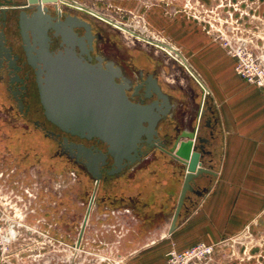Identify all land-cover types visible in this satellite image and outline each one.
<instances>
[{
  "label": "rangeland",
  "instance_id": "374dc122",
  "mask_svg": "<svg viewBox=\"0 0 264 264\" xmlns=\"http://www.w3.org/2000/svg\"><path fill=\"white\" fill-rule=\"evenodd\" d=\"M58 1L53 7L59 13L69 10L94 24L101 37L98 52L159 78L176 105L159 124L162 135L197 124L203 91L176 53L142 36L179 50L198 75L206 64L201 42L208 37L234 61L235 71L237 59L230 51L240 44L264 67V0ZM236 73L242 86L264 91V85ZM33 106V119H43L40 103ZM234 142L242 153L230 157L212 193L216 204L208 224L198 206L189 222L168 233L183 172L170 155L146 147V159L135 170L101 179L76 247L96 181L33 121L20 116L0 77V264H168L172 253L181 263L183 253L202 244L212 245V252L193 264H264V138L256 144ZM154 180L168 187L147 195ZM200 199L192 196L193 203Z\"/></svg>",
  "mask_w": 264,
  "mask_h": 264
},
{
  "label": "water",
  "instance_id": "95a60500",
  "mask_svg": "<svg viewBox=\"0 0 264 264\" xmlns=\"http://www.w3.org/2000/svg\"><path fill=\"white\" fill-rule=\"evenodd\" d=\"M31 5L38 7V12L32 15L23 13L20 18L21 34L26 43L28 61L36 68L37 82L41 102L45 114L50 121L61 130L78 135L81 138L96 137L108 144L107 150L98 147H87L82 143L68 142L70 148L78 151V156L86 159V166L96 181L81 229L76 242L80 247L88 223L93 202L102 178V167L108 164L107 157L113 156L110 174L119 173L127 165L138 161L147 151L142 145L158 147L164 154L180 164L183 178L178 194L177 205L169 226V233H173L179 225L180 219L190 212L191 206L198 202L192 196L202 198L211 188L213 179L218 173L214 170V147L218 136L219 120L209 96V88L200 76L189 66L185 56L168 43L150 40L158 46L174 51L182 60L190 75L202 88L200 121L192 129H182L175 135L170 132L162 135L158 123L168 117L171 109L170 95L165 93L158 78L152 73L146 79L142 78L144 97L150 98L156 94L157 98L150 103L136 102L126 91L128 82L116 81L121 76L119 68L109 66L106 70L102 63L92 64L85 60L83 53L86 38H90V23L78 15H70L57 20L48 11L47 5L39 0H28ZM53 2L57 0H41ZM16 6L14 0H0V14L6 16L8 6ZM79 6L83 7L81 3ZM45 7L46 14L42 13ZM100 17L127 29L133 35L140 34L129 27L100 15ZM76 27H84L86 35L80 36ZM54 31L55 37L61 39V49H50L51 37L49 30ZM4 40V36H1ZM4 45V42L1 41ZM81 47V51L76 50ZM162 124V123H161ZM158 126V127H157ZM159 131L161 135L159 134ZM98 162V163H97ZM207 181V185H200ZM189 205H188V204ZM185 208V209H184Z\"/></svg>",
  "mask_w": 264,
  "mask_h": 264
},
{
  "label": "flooded vegetation",
  "instance_id": "af4514ba",
  "mask_svg": "<svg viewBox=\"0 0 264 264\" xmlns=\"http://www.w3.org/2000/svg\"><path fill=\"white\" fill-rule=\"evenodd\" d=\"M14 2L18 3L19 5L17 4L18 6L15 7H13V5H9V10L6 11V16L4 15V13L0 14V77L5 82L6 95L11 100L14 109L20 114V116L33 121L36 128L44 132V134L47 135L48 138L52 139L54 144L60 146V149H62L63 152H66L68 155L73 156L75 161L78 162L80 165L84 166L85 169L88 171L86 166V159L79 157L78 151L75 148H70V146L67 145L65 138H68V142L82 143L87 147H98L103 151H105L107 146L105 143L100 142L98 139H86L78 136H70L68 133L61 130L60 127L50 121L46 116L45 109L40 98L36 68H34L28 61L27 52L24 47L26 46V43L23 40L20 28V18L23 13L32 15L35 12H38L39 10L38 7H34L31 4L27 6H21L24 1L21 2L18 0H14ZM47 7V11L57 20L65 19L70 15H77L76 13L71 12L69 10H65L59 13L57 8L51 6V4L47 5ZM47 11L45 10V7H42L43 14H46ZM85 20H87L91 26V32L89 35L90 38H86L85 45L83 46L84 50H88V52L82 54L85 60L92 64L102 63L106 70H109V66L111 65L116 68H119L121 71V76L117 79L119 82H128L129 88L127 90V94L134 101L150 103L153 99H156V94H153L150 98L146 99L143 96L144 89L141 87L142 78L146 79L152 73H147L143 68H139L138 70H136L135 68L133 69L131 67L128 68L124 64H121L118 61L109 58L104 53L98 52L96 50V44H98L101 40L100 34L98 31H96L94 24L90 20ZM15 30L17 31V36L15 35ZM75 30L80 36H84L87 33V30L84 27H76ZM2 35L4 36V40H2L1 38ZM48 35L51 37L50 49L55 52L61 49L62 47L60 44V37H55L54 31H52L51 29L48 31ZM1 41L4 42V45L1 44ZM16 45H18L19 47L16 48ZM76 50L80 52L82 49L81 47H77ZM168 50L170 52L175 53L170 49ZM130 70L134 78L129 77ZM157 82L158 84H160L159 80ZM37 101L40 103L39 111H41L43 119H33L32 117V109L34 108L33 102L37 103ZM47 123L53 125L56 130L50 128ZM102 145H105V147L103 148ZM141 145L142 149L145 151H147L146 147H151V145L149 146L147 144ZM153 148H155V146L152 147V149ZM145 154L146 153H143L140 161L135 163L132 167L124 168L121 173L119 172L115 174H110L109 170L111 169L112 164L110 165L108 163L104 165L101 168L103 173L102 179L121 175L128 168L135 170L137 167L143 164L144 160L146 159H143ZM88 173L92 176V173H90L89 171Z\"/></svg>",
  "mask_w": 264,
  "mask_h": 264
},
{
  "label": "crops",
  "instance_id": "0c3cea01",
  "mask_svg": "<svg viewBox=\"0 0 264 264\" xmlns=\"http://www.w3.org/2000/svg\"><path fill=\"white\" fill-rule=\"evenodd\" d=\"M201 45L206 64L202 67L203 70L199 76L211 91L210 100L219 120L218 136L213 152L215 157L214 166L219 173L212 182L210 190L189 213L181 218L173 233L180 230L184 224L194 217L198 206L201 209L200 214L207 221L206 224L209 223L208 215L211 213L210 210L214 208L213 205L216 204V196H213L212 193L218 186V181L222 177L225 166L232 161L230 157L242 153L238 151L240 146L234 141L249 140L256 144V141L264 138V91L260 87L245 84L242 86V79L235 71L234 61L217 43L212 42L210 37L203 39ZM251 92H253L252 95ZM170 102L172 104L170 113L173 114L176 105L171 97ZM186 129L192 128L188 127ZM240 169L237 168V170ZM157 172H159V169ZM159 174V177H161V172ZM167 187L165 181L154 180V183L149 185L145 191L148 195L153 194L154 189L157 192L166 191ZM215 212L219 213L220 211ZM208 228L209 225H207Z\"/></svg>",
  "mask_w": 264,
  "mask_h": 264
},
{
  "label": "built area",
  "instance_id": "2783aa9c",
  "mask_svg": "<svg viewBox=\"0 0 264 264\" xmlns=\"http://www.w3.org/2000/svg\"><path fill=\"white\" fill-rule=\"evenodd\" d=\"M230 52L237 59L236 71L239 74L244 75L249 81H256L264 85V67L255 61L253 53L245 45H237ZM212 249V245L206 244L190 249L182 254L181 263L177 254L172 253L169 256L168 264H193L197 258L211 253Z\"/></svg>",
  "mask_w": 264,
  "mask_h": 264
},
{
  "label": "bare ground",
  "instance_id": "6f19581e",
  "mask_svg": "<svg viewBox=\"0 0 264 264\" xmlns=\"http://www.w3.org/2000/svg\"><path fill=\"white\" fill-rule=\"evenodd\" d=\"M59 2H61V1H53V2H43V1H41V0H39V3H42L43 5H49V4H51V6H56V5H58L59 4ZM64 2H66V1H64ZM18 4V3H17ZM30 3H29V1L28 0H25L24 1V3L23 4H21V6H27V5H29ZM19 5V4H18ZM18 5H16V6H18ZM13 7H15V6H13ZM9 10V9H8ZM127 32V31H126ZM127 33H129V32H127ZM130 34V33H129ZM106 49H108V48H106ZM116 81H118V79H116ZM126 93H127V91H126ZM210 94V93H209ZM171 110V109H170ZM201 110V109H200ZM165 118V117H164ZM163 118V119H164ZM200 121V118H199V120H198V122ZM159 124V123H158ZM67 133V132H66ZM70 136H78V135H73V134H71V133H68ZM79 137V136H78ZM93 139H97L96 137H93ZM100 142H102V143H105L106 144V146H108V144L106 143V142H104L103 140H99ZM140 146H141V144H140ZM158 148V147H157ZM107 150V147H106V149H105V151ZM141 158H142V155H141V157H140V159L138 160V161H140L141 160ZM107 160H108V163L111 165L112 163H113V156L111 155V154H109L108 155V157H107ZM138 161H136L135 163H137ZM98 163V162H97ZM135 163H133V164H131V165H127L126 167H132ZM125 167V168H126ZM124 169V168H123ZM122 169V170H123ZM214 170H215V166H214ZM216 171V170H215ZM122 171H120V173H121ZM217 173H218V171H216ZM102 179V178H101ZM100 182H101V180H100ZM99 182V183H100ZM96 195H97V193H96ZM95 199H96V196H95ZM95 199H94V202H93V205H94V203H95ZM93 207V206H92ZM91 211H92V209H91ZM90 214H91V212H90ZM90 217V216H89ZM88 221H89V219H88ZM88 224V223H87Z\"/></svg>",
  "mask_w": 264,
  "mask_h": 264
}]
</instances>
